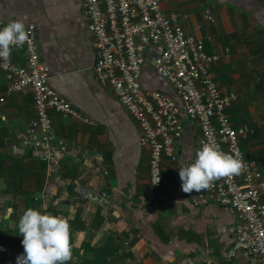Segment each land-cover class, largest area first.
I'll return each instance as SVG.
<instances>
[{"label":"crops","instance_id":"crops-1","mask_svg":"<svg viewBox=\"0 0 264 264\" xmlns=\"http://www.w3.org/2000/svg\"><path fill=\"white\" fill-rule=\"evenodd\" d=\"M161 6L185 15V31L204 38L206 51L219 55L214 77L237 93L230 120L254 130L241 146L264 177V0H162ZM206 9L213 22L206 20ZM25 16V27L36 26L50 85L93 122L50 111L65 144L50 173L39 153L22 143L35 116L32 92L6 95L0 104V229L16 234L19 217L33 207L68 221L72 257L67 264H246L241 251L228 257L236 212L213 201L195 206L191 194L182 191L179 168L195 158L197 123L182 113L177 158H163L164 182L153 185L150 150L140 144L137 121L110 87L95 79L96 54L82 0H0L5 24ZM159 49L147 48L141 86L177 98L154 69ZM11 59L26 62L23 45L12 48ZM5 86L0 75L1 93ZM43 192L46 197L40 198Z\"/></svg>","mask_w":264,"mask_h":264},{"label":"built area","instance_id":"built-area-1","mask_svg":"<svg viewBox=\"0 0 264 264\" xmlns=\"http://www.w3.org/2000/svg\"><path fill=\"white\" fill-rule=\"evenodd\" d=\"M161 1L82 0L96 54L95 79L110 87L137 121L140 144L150 150L149 174L153 185L164 182L163 158H177L176 144L183 132L182 113L199 127L196 150L203 143L211 142L223 152L243 159L242 174L217 180L209 189L190 194L195 206L213 201L236 212L239 222L228 257L241 251L248 259L246 264H264V202L261 199L264 177L258 162L247 159L241 146L242 140L254 130L248 124L235 127L231 123L228 109L238 95L221 87L214 77L212 67L219 55L206 51L204 38L185 31L182 24L185 15L174 10L166 12ZM205 18L214 21L210 9L205 10ZM5 25L0 19V28ZM25 28L29 33V40L23 45L26 62L19 64L11 57L7 61L0 58V75L6 79L0 104L6 95L32 92L35 116L24 130L22 143L37 151L46 161L48 171L53 173L58 151H64L65 144L56 134L50 111L83 123L93 121L50 85L39 52L36 26L29 23ZM151 45L160 47L153 61L154 69L172 86L177 98L141 86L139 78ZM44 197L46 192L40 195Z\"/></svg>","mask_w":264,"mask_h":264},{"label":"clouds","instance_id":"clouds-1","mask_svg":"<svg viewBox=\"0 0 264 264\" xmlns=\"http://www.w3.org/2000/svg\"><path fill=\"white\" fill-rule=\"evenodd\" d=\"M27 17L9 21L0 28V58L11 57L12 48L29 40ZM241 157L223 152L215 143L206 142L195 152V158L179 168L184 193L202 192L217 180L242 174ZM180 201H177V203ZM23 254L17 264H67L72 257L71 232L68 221L47 211L28 207L18 220Z\"/></svg>","mask_w":264,"mask_h":264},{"label":"trees","instance_id":"trees-1","mask_svg":"<svg viewBox=\"0 0 264 264\" xmlns=\"http://www.w3.org/2000/svg\"><path fill=\"white\" fill-rule=\"evenodd\" d=\"M0 229V264H17V257L23 254L22 237Z\"/></svg>","mask_w":264,"mask_h":264}]
</instances>
